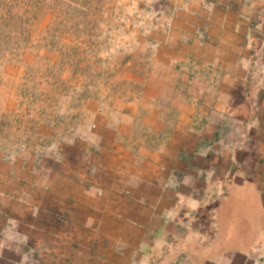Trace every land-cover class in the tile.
Returning a JSON list of instances; mask_svg holds the SVG:
<instances>
[{"label": "crops", "instance_id": "1", "mask_svg": "<svg viewBox=\"0 0 264 264\" xmlns=\"http://www.w3.org/2000/svg\"><path fill=\"white\" fill-rule=\"evenodd\" d=\"M258 15L222 8L220 88L200 90L215 104L173 107L181 113L168 136L165 120L141 126L160 130L156 138L130 123L113 127L116 135L95 132L83 157L0 162V264H264V100L253 102L264 89V40L251 36L264 34L253 24ZM221 117L229 126L215 142L222 154L205 149ZM238 161L254 162L248 181L231 179L230 169L244 173L242 164L233 169ZM203 173L221 175L222 201L211 202ZM232 199L252 214L233 234L221 218L212 236L187 217L232 209Z\"/></svg>", "mask_w": 264, "mask_h": 264}, {"label": "rangeland", "instance_id": "2", "mask_svg": "<svg viewBox=\"0 0 264 264\" xmlns=\"http://www.w3.org/2000/svg\"><path fill=\"white\" fill-rule=\"evenodd\" d=\"M222 8H250L261 15L253 24L264 26V0H0V162L83 157L95 132L111 135L130 123L134 133L156 138L160 130L141 126L165 120V137L181 113L173 107L215 104L200 90L208 82L220 88ZM258 93L255 104L264 100V89ZM224 126L221 117L206 150L222 154L215 142ZM248 162L233 164L244 167L236 178L230 169L234 183L251 178ZM203 176L211 202L222 201L221 175ZM232 201V209L187 217L213 236L218 219L227 226L234 210L244 221L245 206Z\"/></svg>", "mask_w": 264, "mask_h": 264}, {"label": "trees", "instance_id": "3", "mask_svg": "<svg viewBox=\"0 0 264 264\" xmlns=\"http://www.w3.org/2000/svg\"><path fill=\"white\" fill-rule=\"evenodd\" d=\"M238 199L239 200H241L242 201V199L240 198V197H238ZM247 210V209H246ZM235 213H236V211L234 210L233 211V214L231 215V217L229 218V221L227 222L228 223V225L227 226H223L225 229H226V231H228L227 233H234V231L237 229V228H239V227H243L242 229H244L245 227H247V225H246V222H248V223H250L251 224V221H252V216H250V215H252V214H250V212H249V210H247V212H246V214L244 215V217L243 216H240L241 218H242V220H244V221H241V222H239V221H236L235 220V218L237 217L236 215L238 214H236L235 215ZM250 216V217H249ZM245 219H247V220H245ZM224 224V223H223ZM241 224H245V225H243V226H241ZM232 238L235 236V235H230Z\"/></svg>", "mask_w": 264, "mask_h": 264}, {"label": "water", "instance_id": "4", "mask_svg": "<svg viewBox=\"0 0 264 264\" xmlns=\"http://www.w3.org/2000/svg\"><path fill=\"white\" fill-rule=\"evenodd\" d=\"M251 36L256 39H262L264 40V34L259 33L257 31H251Z\"/></svg>", "mask_w": 264, "mask_h": 264}]
</instances>
